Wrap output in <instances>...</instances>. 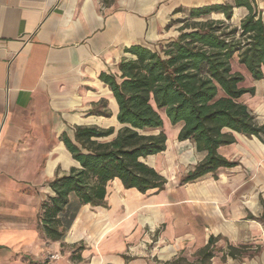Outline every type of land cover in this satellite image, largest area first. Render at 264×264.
Masks as SVG:
<instances>
[{
    "label": "crops",
    "instance_id": "1",
    "mask_svg": "<svg viewBox=\"0 0 264 264\" xmlns=\"http://www.w3.org/2000/svg\"><path fill=\"white\" fill-rule=\"evenodd\" d=\"M254 1L264 14V0ZM222 2L233 0H0V264H149L135 254L138 241H147L146 227L165 226L155 233L168 243L160 249L165 256L188 240L204 246L210 235L238 236L241 220L254 228L264 212V142L233 133L236 141L217 151L235 166L179 185L205 158L192 141L177 140L181 123L163 152L144 159L167 178L162 191L125 189L116 179L107 186L106 206L79 205L61 240L46 239L37 218L40 203L53 194L52 179L79 167L62 135L73 139L75 126H121L115 97L99 74H119L117 63L131 56L130 45L155 49L174 39L180 25L174 21L190 7ZM232 13L238 21L247 9ZM242 67L255 92L242 101L264 124V78L254 81ZM80 243L77 260L72 253ZM221 262L264 264V250L227 254Z\"/></svg>",
    "mask_w": 264,
    "mask_h": 264
},
{
    "label": "trees",
    "instance_id": "2",
    "mask_svg": "<svg viewBox=\"0 0 264 264\" xmlns=\"http://www.w3.org/2000/svg\"><path fill=\"white\" fill-rule=\"evenodd\" d=\"M238 6H244L247 14L236 25L231 18ZM185 14L174 21L180 23L174 39L160 42L159 49L130 45L125 51L131 56L117 63L119 74H99L115 97L121 126L117 130L75 126L73 139L62 135L79 167H71L49 183L53 194L40 203L37 217L46 239L61 240L66 235L79 205L105 207L107 186L116 179L123 188L141 193L164 189L167 178L144 159L166 149L165 119L172 126L181 123L177 140H190L205 152V158L179 179V185L235 166L237 162L217 151L236 141L233 133L264 142V124L256 122L242 101L244 95L255 94L254 87L245 83L242 71L233 69L236 60L254 81L264 78V14L254 0L190 7ZM212 14L224 18H212ZM95 113L110 115L102 110ZM112 135L110 140L101 139ZM217 239L210 235L199 248L197 260L186 264H209ZM83 249L80 243L73 258L80 260ZM236 252V246H227L228 255L236 256ZM182 259L164 264H181Z\"/></svg>",
    "mask_w": 264,
    "mask_h": 264
},
{
    "label": "rangeland",
    "instance_id": "3",
    "mask_svg": "<svg viewBox=\"0 0 264 264\" xmlns=\"http://www.w3.org/2000/svg\"><path fill=\"white\" fill-rule=\"evenodd\" d=\"M104 1H109V0H104ZM184 15V14H183ZM222 15L219 14H212L211 17L215 18H220ZM238 17L237 13L235 14V18ZM239 20L237 19L231 20L232 24H238ZM159 44L155 46V49H159L158 47ZM242 66H239L235 60H233V69L236 71H243ZM245 72V71H243ZM248 84V81L245 82ZM175 127L170 125L169 122L165 119L164 124H163V130L165 131L167 136H170L175 130ZM156 130L155 132H157ZM150 132V131H146ZM168 139H170L168 137ZM112 186V184L110 185ZM256 196V195H255ZM262 211V210H261ZM264 212H260L256 216V220L254 221V228L247 227L245 221L241 220L238 229V236H219L218 239L216 240V248H215V253H214V258L211 259L209 264H221L224 260V258L227 255V246L229 244H232L237 247V252L235 258L245 255V254H250V253H258L261 252V250H264V225L261 221L263 218L262 215ZM142 221H145L144 218H142ZM148 222H151V220H147ZM163 226H159L158 230L148 232V228H144L143 234H148L147 241H144L142 238L138 241L137 245L139 244L140 250L135 252L136 255L140 256L143 259H146V261L149 264H164L166 261H173L176 260L177 258H183L181 261V264H186L187 262H195L198 257V250L202 246V241H191L188 240L184 242V244L181 245L180 248L176 249L174 251V255H166L164 253L160 252V249L162 246H165L168 244L166 241L165 242H159L157 240V236H155V233L158 235L162 232L164 229ZM152 234V235H151ZM135 255V256H136ZM215 261V262H214ZM219 262V263H218Z\"/></svg>",
    "mask_w": 264,
    "mask_h": 264
},
{
    "label": "built area",
    "instance_id": "4",
    "mask_svg": "<svg viewBox=\"0 0 264 264\" xmlns=\"http://www.w3.org/2000/svg\"><path fill=\"white\" fill-rule=\"evenodd\" d=\"M48 257H50L51 259H55V258H57L58 256H57V254H55V255H49Z\"/></svg>",
    "mask_w": 264,
    "mask_h": 264
}]
</instances>
